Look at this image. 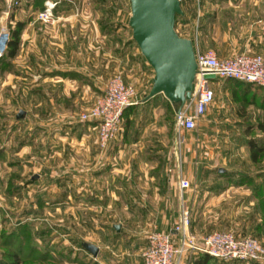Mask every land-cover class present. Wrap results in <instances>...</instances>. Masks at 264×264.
I'll use <instances>...</instances> for the list:
<instances>
[{
    "label": "rangeland",
    "instance_id": "rangeland-1",
    "mask_svg": "<svg viewBox=\"0 0 264 264\" xmlns=\"http://www.w3.org/2000/svg\"><path fill=\"white\" fill-rule=\"evenodd\" d=\"M18 1L0 0V38L25 23L17 56L0 55V258L23 247L22 264H143L148 235L177 225L184 204L197 238L233 232L264 248V203L253 193L264 185V152L253 163L248 149L249 141L264 148V88L211 80L213 105L179 137L177 106L162 94L144 102L154 72L132 38L130 0ZM220 1L180 0L177 34L220 59L239 53L234 42L264 47V0ZM48 2L53 17L44 23ZM116 76L134 86L137 104L101 147L95 123L79 116ZM241 175L253 184L238 185ZM182 178L190 182L183 192ZM194 257L180 264H264Z\"/></svg>",
    "mask_w": 264,
    "mask_h": 264
},
{
    "label": "built area",
    "instance_id": "built-area-1",
    "mask_svg": "<svg viewBox=\"0 0 264 264\" xmlns=\"http://www.w3.org/2000/svg\"><path fill=\"white\" fill-rule=\"evenodd\" d=\"M7 1L9 5H19L18 0ZM53 8L54 5L46 3L39 20L44 23L52 21ZM3 31L0 40L3 38L4 42L0 55L5 51L8 41L7 33ZM194 50L197 71L191 98L174 111V130L179 137L194 131L214 103L215 92L206 75H213L214 80L233 79L264 88V52H243L220 59L212 50ZM136 95L133 85L124 83L120 76L113 77L93 106L79 116L82 122L95 123L101 147H106L116 137L125 109L137 104ZM179 189L182 192L190 189V182L180 179ZM186 254L207 255L224 262H264V248L253 238L239 237L226 231L197 238L190 231V211L184 204L177 225L169 231H153L148 235L142 261L143 264H180Z\"/></svg>",
    "mask_w": 264,
    "mask_h": 264
},
{
    "label": "water",
    "instance_id": "water-1",
    "mask_svg": "<svg viewBox=\"0 0 264 264\" xmlns=\"http://www.w3.org/2000/svg\"><path fill=\"white\" fill-rule=\"evenodd\" d=\"M130 7L132 38L154 72L144 102L162 94L180 109L191 98L197 71L192 41L181 38L175 31V17L183 15L180 0H130ZM205 78L214 80L213 75ZM23 116L24 112H20L19 117ZM85 248L93 256L98 254V248L93 245Z\"/></svg>",
    "mask_w": 264,
    "mask_h": 264
},
{
    "label": "trees",
    "instance_id": "trees-1",
    "mask_svg": "<svg viewBox=\"0 0 264 264\" xmlns=\"http://www.w3.org/2000/svg\"><path fill=\"white\" fill-rule=\"evenodd\" d=\"M46 0H36V3L39 4V5H43L44 6V2ZM177 16V15H176ZM176 19V17H175ZM25 28V23L24 22H21V21H18L15 23L14 27L11 29L10 31V36H9V39L6 43V49H5V58L7 59H14L16 56H17V53H18V50H19V45H20V38H21V34H22V31L24 30ZM3 57V54L2 56ZM230 80H233V79H230ZM233 81H236V82H239L241 84H247V85H253V84H248V83H244V82H240V81H237V80H233ZM177 106V108H179V105H175ZM132 107H128L126 110H129L131 109ZM124 111V113H125ZM260 128L262 130V132H264V126L263 125H260ZM248 149H249V156H250V159L253 163H256L259 159V157L263 154L264 152V148L260 145H257L255 143H253V141H249L248 142ZM220 174V177L222 176H225L226 173L223 171V172H218ZM244 175H241V178L242 181L238 184V185H246L247 183H252L250 180L246 179L245 176L243 177ZM226 179V178H225ZM234 179L229 177L226 179V181L232 183ZM236 185V184H235ZM254 188H253V193H254V198H256L257 200L259 199L262 203H264V185H258V184H254ZM17 235L16 234H8L6 236V240H11V241H14V238L16 237ZM20 243V238L18 237L17 238ZM4 241L3 242H7V241ZM9 243V242H7ZM6 245V244H5ZM30 252H33V249L30 248L29 250ZM23 247H19L18 249L16 247L13 248V250L11 252H3L1 258H0V264H22V262L24 261V256H23ZM34 253H31L30 256H32ZM206 260V259H212V260H215L207 255H201L199 257V260ZM217 261V260H216ZM219 262H224V261H219ZM235 262H238V261H235ZM202 264H205V262L203 261Z\"/></svg>",
    "mask_w": 264,
    "mask_h": 264
},
{
    "label": "crops",
    "instance_id": "crops-1",
    "mask_svg": "<svg viewBox=\"0 0 264 264\" xmlns=\"http://www.w3.org/2000/svg\"><path fill=\"white\" fill-rule=\"evenodd\" d=\"M243 2L251 4V3H258L259 1H254V0H243V1H240V0H221L220 4H222V6H226V8H228L227 6H230V5L232 6L233 4H240V3H243ZM180 37L188 39V40H191V38L187 37V36H180ZM232 45H233V50L237 51L239 53L247 52L249 54H252V53L254 54V53L264 52V47L259 46L256 42H253V43H249V42L248 43L247 42H244V43L234 42V43H232ZM54 77L55 76L51 73L50 75H48L47 78L49 80L53 81V80L56 79ZM56 80H59V79H56ZM260 125L261 124L258 125L259 128H260ZM260 130H261V128H260ZM194 179H197V178H194ZM239 189H243V188H237V190H239ZM214 192H215V188H211L210 190H208V193L206 192V194H208V195L210 194V196L213 198V195L215 194ZM208 195H206V196H208ZM200 256L201 255H196L194 257L195 260L197 258H199ZM238 262H240V261H238Z\"/></svg>",
    "mask_w": 264,
    "mask_h": 264
}]
</instances>
